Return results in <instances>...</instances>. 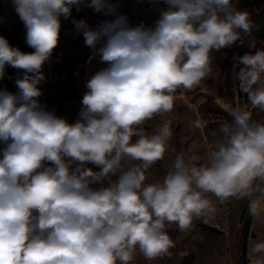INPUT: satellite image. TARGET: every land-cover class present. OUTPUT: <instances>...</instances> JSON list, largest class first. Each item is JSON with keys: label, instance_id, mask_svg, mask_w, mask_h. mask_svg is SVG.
Wrapping results in <instances>:
<instances>
[{"label": "clouds", "instance_id": "clouds-1", "mask_svg": "<svg viewBox=\"0 0 264 264\" xmlns=\"http://www.w3.org/2000/svg\"><path fill=\"white\" fill-rule=\"evenodd\" d=\"M164 2L169 9L145 28L127 26L124 16H115V6L92 0L97 12L115 18L95 30L84 21L77 27L85 29L88 46L101 45L98 54L108 67L88 81L80 119L69 124L39 107L37 84L58 44L59 18H67L79 0H12L35 51L24 53L0 36V79L6 66L24 71L16 80L19 94L0 91V141L6 145L0 159V264H127L137 244L154 258L174 246L163 231L165 222L186 230L194 217L213 210L202 192L224 200L264 177V126H249L250 113L244 112L236 115L240 130L231 146L216 153L211 168L189 170L178 158L177 171L163 186L142 188L145 174L136 167L108 188L89 187L90 177L115 175L125 155L145 162V169L162 159L167 125L158 136L141 135L130 143L138 134L134 126L170 112L172 93L181 86L191 89L206 76L209 53L240 39L236 29L249 32L253 26L249 14L232 9L230 0ZM241 60L246 68L240 78L248 91L264 72V52ZM249 99L264 107V90ZM65 157L101 170L70 173ZM44 161L54 167L44 168ZM261 251L264 243L256 244L253 252Z\"/></svg>", "mask_w": 264, "mask_h": 264}, {"label": "crops", "instance_id": "crops-1", "mask_svg": "<svg viewBox=\"0 0 264 264\" xmlns=\"http://www.w3.org/2000/svg\"><path fill=\"white\" fill-rule=\"evenodd\" d=\"M135 1L136 0H127L126 5L128 7L129 5L132 6ZM87 3H90L92 6V0H79L78 4L70 6V14L66 19L64 16L59 18L60 30L58 44L53 49L50 57L43 63L40 70V75L43 78L39 82L51 83L55 86V91L52 94V99L44 101L43 104H39V107L43 111L52 113L57 118L66 120L69 124H74L80 119V113L84 105L82 103L83 100H79L77 97L83 96L89 91L87 83L91 79L84 82L81 78H73L74 71L70 77L71 73L69 71L71 66L69 62L72 61L74 65H77L79 68H87L88 66L86 65H89L91 67L90 70L94 69L96 66L105 64L100 60V57H98L99 55L96 56L94 53L95 50L101 47L99 44L96 46V49L90 46L87 48L89 54L84 57L85 59L82 60V54L77 57L80 42L85 41L83 35L85 29L77 27L80 22H77V18L84 21L87 28L91 30L97 29L101 23V19L106 18V10L97 12L92 6L93 17L92 19H88L90 15L85 13V11H88L86 7ZM106 3L117 6L119 5V0H106ZM152 3L153 2H148V4L143 6V10H148ZM151 8L155 7L153 6ZM71 19L75 21L72 23ZM0 36L4 37L9 42L10 46L17 47L24 53H32L35 51L26 42L27 30L16 14L12 0H0ZM257 52H264V41L250 37L247 51L243 55L234 54L228 57L229 66L223 70L218 68L220 81L217 84V98L221 99L224 96L223 93L225 89L227 88L228 90V80L230 79L232 70L235 69L233 67V59L235 57L242 58L245 55H255ZM91 57H95L100 63L95 65L86 64V61ZM222 74H227L225 82ZM23 75L24 71L22 69L6 66L4 77L0 79V88L4 87L7 83H11L14 78H23ZM64 79L71 80L69 85L73 86L69 98H65L63 95V90L67 89L69 86L68 85L66 88L63 87ZM184 89L185 88L178 93L179 97H182L184 94ZM235 89L237 92L238 90L240 91L239 102L241 106L245 107V112L249 111L250 113L248 120L249 126H264V107L259 105L253 106L248 96L250 93L264 90V72L260 73L259 81L253 84L248 91L241 86ZM83 91H86V93L84 92L85 94H83ZM232 91H234V89ZM242 91H244V93H242ZM207 103H209V100L197 102L193 99H184V97L179 98L176 102L174 98L173 105L182 109L185 120L188 119L189 116H193L196 122H199L200 128H197L195 134L188 135L189 133L187 132L177 134L171 138L172 141L169 145L165 142L169 138L166 137L164 139L165 152L163 158L147 167L142 188L152 184L163 186L166 176L177 171L175 165L178 158L183 161V165L189 170L193 167L197 169L202 167L211 168L216 162V153H218L222 147L228 148L231 146V137L240 130L239 125L236 123V115L243 114L244 112H236L234 101H231V103L219 104L216 98L212 96L210 104L221 112V118L224 119H216V125L217 127L223 125V127H227V130L223 132H220V130L209 132V130L204 127L206 120L200 118L201 112L204 111V107ZM224 105L227 108H224ZM241 106L237 107L240 109ZM156 117L153 121L156 119L161 120L164 114L162 115V113H159ZM148 122L149 119L146 123ZM223 122L224 124H220ZM161 123H163V121H161ZM137 135L138 136H132L130 143H135L141 138V135ZM134 163L144 166L145 162L135 160ZM49 164H52V162L49 161ZM46 166V161H44L43 167L45 168ZM52 167H54L53 164ZM117 181H113V179L105 180L106 187L112 186L113 183L115 184ZM193 189L195 191H202L196 188L194 183ZM203 197L209 198L214 202L223 201L210 192H202V198ZM224 200H228L232 208L231 228L228 236L211 231L207 228L194 226L193 224L188 229L181 230L176 223L165 222L163 231L168 234L174 246L170 247L167 253L154 258H148L143 254L137 244L132 250V258L127 264H230L231 262L235 264H255L257 260L264 262V251L253 252V248L256 244L264 243V177H256L248 188ZM247 202L248 208L244 215V220L241 222V212ZM253 205H255V212L253 211ZM245 224L248 225V230L246 237H243L242 231ZM116 264H123V262L117 260Z\"/></svg>", "mask_w": 264, "mask_h": 264}, {"label": "rangeland", "instance_id": "rangeland-1", "mask_svg": "<svg viewBox=\"0 0 264 264\" xmlns=\"http://www.w3.org/2000/svg\"><path fill=\"white\" fill-rule=\"evenodd\" d=\"M126 2H127V0H119L118 6L122 7L121 8V10H122L121 14L122 13L123 14L125 13V15L127 14L126 18H128V19H131V15L135 14V16H137V18H140V21H141L140 24L142 26H144L145 28L154 27L156 21L160 18L162 12L167 11L169 9V6L164 2V0H136L135 3L132 6L129 5V7L126 5ZM148 2H153V3L150 5L148 10H146V9L143 10V6L148 4ZM236 3H237V0H230V4H231L232 9L235 8ZM153 6L155 8H151ZM92 11L93 10H91V9H88V11H85L86 14L90 15L88 19H90V18L92 19V17H93ZM221 15H223V13H221ZM106 18L101 19L100 22L102 23L106 20H110L111 15H106ZM74 19H71L72 23L76 20V19L75 20ZM78 21H82V20L80 18H77V22ZM131 21H132V26H130V27H138L139 26V23L137 22L136 17H134ZM88 47L89 46L85 43V41H81L80 47L79 48L77 47L79 49V51L77 53V57L80 56V54H82V60L85 59L84 57L89 54V52L87 50ZM214 52L215 51L212 50L209 53V57H210V62H209V66H208L209 70H208L206 76L199 82V84L193 86V88H191V89H184V94L182 95V97L178 96L179 92L174 93L173 96L176 99V102L179 100V98L184 97V99H187V100L193 99V100H196L197 102H200L202 100H209V104L212 101V96H214L216 98L217 102H219V104L220 103H222V104L223 103L224 104L225 103H231V101H234L235 105H236V112L237 113H243V112H245V107L241 106V104L239 102L240 91L238 90V92H237L235 88L239 87V86H241L243 89L246 88V86H247L246 83L243 82L240 78L241 70L245 69L246 66L242 63L241 57L240 58L235 57L233 59V63H234L233 67L235 69L232 70L231 75H230V79L228 80V90L225 87L226 89H225V92L223 93L224 96L221 99L217 98L216 97L217 96L216 91H217V84L220 81V73H219L218 66L211 63L212 62L211 60H213L211 58H215V57H212ZM94 53L96 56L99 55L98 50H95ZM221 58L223 59V57H221ZM220 59H216V60H220ZM97 72H99V71H96V73ZM96 73L94 75L93 74L92 75L95 76ZM222 75L224 76L223 79L225 82V79L227 78V74L226 75L222 74ZM84 82H86V79H84ZM51 87H52L51 92L48 94L47 97L37 100L38 105L43 104L44 101L52 99L51 97L53 96L52 94L55 91V88H54L55 86L51 84ZM233 89H234V91H232ZM240 90H242V89H240ZM84 92L86 93V91H83V94H85ZM242 93H244V91H242ZM248 96H249V94H248ZM239 105L241 106V108H240L241 110L238 108V107H240ZM209 107H210V105H209ZM225 107L226 106L224 105V108ZM210 108H214V107L211 106ZM214 112L209 111V110L201 112L200 118H202L203 120H206L204 127L207 128L209 130V132H216L218 130H220V132H223L224 130H227V127H223V125H219V127H217L216 119H221V120H224V119L221 118L222 115L220 113H214ZM247 112L249 113V111H247ZM157 114H159V113H157ZM157 114H155L151 119H149L148 123H146L147 120H145L142 124L134 126V129L136 130V132L139 135H143V136H146L147 138L151 139L154 136L160 135L161 129H163L167 125L169 132H170V135L168 136L170 141L168 139L167 140L168 142L167 141H165V142L169 145V143L172 141L171 138L176 136L177 134L185 133V132L189 133L188 135L195 134L197 128L198 129L200 128V127H197V122L193 116H189V118L185 120V118H184L185 116L182 113V109L180 107H175L174 105H173V109L170 112L162 113V115L164 114V117L161 118V120L156 119L155 121H153ZM161 121H163V123H161ZM220 124H224V122L220 123ZM135 136H138V135H135ZM5 147H6V145L2 141H0V159L3 158V149ZM64 159H65L66 163H69L70 173L75 172L77 168L84 170L90 164L93 165L95 168L94 173H99L101 170L100 166H97L91 162H84L83 164H81L80 162L72 161V160H70V158H67V157H65ZM134 162H135V160L132 159L131 157H129L127 155L123 156L121 159V162H120V167L116 170L115 175L110 173L107 177H101L99 180H95V179L90 177L89 178L90 179L89 187L94 191H98V190H101L103 188H108V187H106L105 180L113 179V181H117L119 179L120 175H122L124 172L128 171L131 168L138 167L142 171H144V174H146L147 168L145 169L142 164L138 165ZM46 165L47 166L45 168L52 167V164H49V161H46ZM41 170H43V169H41ZM211 201H213V200H211Z\"/></svg>", "mask_w": 264, "mask_h": 264}, {"label": "trees", "instance_id": "trees-1", "mask_svg": "<svg viewBox=\"0 0 264 264\" xmlns=\"http://www.w3.org/2000/svg\"><path fill=\"white\" fill-rule=\"evenodd\" d=\"M87 9H93V7L91 6L90 3H87L86 5ZM121 8L118 5L115 6V16H124L126 18L127 14L125 15V13L121 14ZM235 11H241V12H247L249 14V20L252 23V28L249 32H244L242 29H236L237 32H239L240 34V39H238L234 44L221 48L219 50H215L214 49V54L212 57L215 58H211L213 60H211L213 64L217 65L218 68L220 70L226 69L229 66L228 63V57H231L234 54H239V55H243L248 48V42L250 37H254L257 40H263L264 41V0H237L236 6L234 8ZM115 16H111L110 20L114 19ZM136 17L137 22L139 23V26L141 25V21L140 18H137V16H135V14L131 15V19L126 18V24L127 26H132V19ZM145 24V23H144ZM143 24V25H144ZM223 57V59L221 58ZM221 58V59H220ZM216 59H220V60H216ZM70 63V77L72 76V72H77L78 73V78L81 79H90L92 78V76L96 73V71H101L102 69H105L108 67V65L105 63L101 66H96L94 69L90 70V66H88L87 68H79L77 65H74V63L72 61L69 62ZM93 74V75H92ZM73 86L69 85L67 89L63 90L64 92V97L65 98H69L70 92L72 91ZM183 89V87H179L176 89V91L174 93H178ZM172 93V95L174 94ZM72 97V96H71ZM83 96H78L77 98L79 100H83ZM212 106L211 104L207 103L205 105V109L204 111H212L214 113H220V111L217 110V108H210L209 107ZM213 107V106H212ZM203 111V112H204ZM86 169H91L94 172V166L93 165H88L86 167ZM212 231V230H211Z\"/></svg>", "mask_w": 264, "mask_h": 264}, {"label": "built area", "instance_id": "built-area-1", "mask_svg": "<svg viewBox=\"0 0 264 264\" xmlns=\"http://www.w3.org/2000/svg\"><path fill=\"white\" fill-rule=\"evenodd\" d=\"M89 59L86 61L88 63ZM78 73H73V78H77ZM21 79L20 77L14 78V80L11 83H7L4 87L0 88V91H7L12 94H19V88L16 84V80ZM73 80V79H72ZM71 83V80L64 79L63 80V87H67ZM37 87L39 88L41 95L36 98V100L43 99L48 96V94L51 92V83H43L39 82L37 84ZM204 198V197H203ZM209 201H211L208 198H204ZM212 204V211L208 215H202L199 218L194 217L192 224L194 226L207 228L209 230L221 233L225 236H228L230 234V228H231V214H232V208L231 204L228 200H223L221 202H214L211 201ZM222 256V253H221ZM230 264H235L234 262H231Z\"/></svg>", "mask_w": 264, "mask_h": 264}, {"label": "water", "instance_id": "water-1", "mask_svg": "<svg viewBox=\"0 0 264 264\" xmlns=\"http://www.w3.org/2000/svg\"><path fill=\"white\" fill-rule=\"evenodd\" d=\"M100 62L95 58V57H91L88 61V64L90 65H95V64H99ZM249 202V201H248ZM248 202L247 204L243 207L242 209V212H241V218H240V221L243 222L244 220V215L247 211V208H248ZM247 230H248V225L245 224V226L243 227V231H242V234H243V237H246V234H247Z\"/></svg>", "mask_w": 264, "mask_h": 264}]
</instances>
